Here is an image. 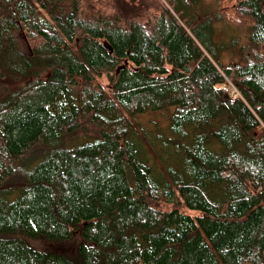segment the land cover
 <instances>
[{
    "label": "trees",
    "instance_id": "1",
    "mask_svg": "<svg viewBox=\"0 0 264 264\" xmlns=\"http://www.w3.org/2000/svg\"><path fill=\"white\" fill-rule=\"evenodd\" d=\"M7 231L84 240L0 264H264V0H0Z\"/></svg>",
    "mask_w": 264,
    "mask_h": 264
},
{
    "label": "rangeland",
    "instance_id": "2",
    "mask_svg": "<svg viewBox=\"0 0 264 264\" xmlns=\"http://www.w3.org/2000/svg\"><path fill=\"white\" fill-rule=\"evenodd\" d=\"M9 197H13L11 193ZM20 237L25 240L27 244L32 246L35 249L41 251H60L65 254L67 257L72 259V261L78 262L80 260L78 253V244L84 239L79 234H73L71 238L67 240H54L47 239L46 237H31L24 233L16 232H3L0 233V237Z\"/></svg>",
    "mask_w": 264,
    "mask_h": 264
},
{
    "label": "built area",
    "instance_id": "3",
    "mask_svg": "<svg viewBox=\"0 0 264 264\" xmlns=\"http://www.w3.org/2000/svg\"><path fill=\"white\" fill-rule=\"evenodd\" d=\"M229 90H230V94L233 98H234V96H236L238 94L236 89L231 84L229 85Z\"/></svg>",
    "mask_w": 264,
    "mask_h": 264
}]
</instances>
